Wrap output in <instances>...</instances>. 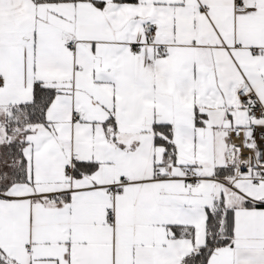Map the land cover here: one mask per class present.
Instances as JSON below:
<instances>
[{
    "label": "snow or ice",
    "instance_id": "6c2138e0",
    "mask_svg": "<svg viewBox=\"0 0 264 264\" xmlns=\"http://www.w3.org/2000/svg\"><path fill=\"white\" fill-rule=\"evenodd\" d=\"M0 264H264V0H0Z\"/></svg>",
    "mask_w": 264,
    "mask_h": 264
}]
</instances>
